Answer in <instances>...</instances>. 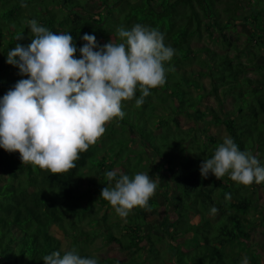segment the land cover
<instances>
[{
  "label": "trees",
  "instance_id": "1",
  "mask_svg": "<svg viewBox=\"0 0 264 264\" xmlns=\"http://www.w3.org/2000/svg\"><path fill=\"white\" fill-rule=\"evenodd\" d=\"M263 1L24 0L22 6L21 0H0V96L27 78L5 60L16 44L31 42L32 19L71 34L77 49L84 33L94 34L100 45L119 43L118 28L140 23L157 28L176 50L165 62V84L151 89L139 107L135 98L123 101L124 117L107 122L67 172L49 173L0 148V264H44V255L71 248L98 264H241L244 257L248 264H263L251 243L264 239V216L255 215L264 210L256 203L257 185L199 173L222 143L209 134L210 123L223 125L241 150L264 165ZM74 55L80 57L78 51ZM210 97L215 102L203 104ZM180 116L206 125L195 121V127L181 130ZM148 149L158 160L152 174L162 169L167 186L172 182L176 189L166 200L176 218L165 210L162 226H153L162 229L156 239L146 228L161 216L155 194L126 218L99 196L111 186L107 171L131 177L146 170ZM258 186L264 192V183ZM166 240L172 243L168 258L156 246ZM110 244L124 255L103 253Z\"/></svg>",
  "mask_w": 264,
  "mask_h": 264
},
{
  "label": "clouds",
  "instance_id": "2",
  "mask_svg": "<svg viewBox=\"0 0 264 264\" xmlns=\"http://www.w3.org/2000/svg\"><path fill=\"white\" fill-rule=\"evenodd\" d=\"M29 27L31 42L16 44L6 55L5 62L27 78L0 96V148L18 152L24 163L60 174L76 166L80 153L106 131L107 122L124 117L123 101L135 98L139 107L151 89L165 84V62L176 50L164 43L157 28L140 23L118 28L119 43L111 39L100 45L94 34L84 33L80 39L85 43L79 49L69 33L53 32L35 19ZM77 51L79 58L74 55ZM199 173L202 178L211 173L218 180L227 174L246 186L264 183V165L230 136H224L211 158L202 161ZM106 178L111 186H104L99 196L122 218L134 207H146L158 183L148 172L130 177L110 170ZM210 211L214 214L217 209ZM42 260L98 264L97 258L83 257L75 248L52 251ZM241 264H248L247 257Z\"/></svg>",
  "mask_w": 264,
  "mask_h": 264
},
{
  "label": "rangeland",
  "instance_id": "3",
  "mask_svg": "<svg viewBox=\"0 0 264 264\" xmlns=\"http://www.w3.org/2000/svg\"><path fill=\"white\" fill-rule=\"evenodd\" d=\"M264 2V1H263ZM238 28L243 29V27L238 26ZM243 38V36H242ZM204 82H206V86L208 85V80L206 78L203 79ZM208 88V86H207ZM161 89V88H160ZM161 95L164 96L166 95V90H162L161 89ZM208 102H215V100L210 97L209 100L205 101L203 104H208ZM130 112V110H129ZM130 114V113H129ZM142 120V117H141ZM180 129L181 130H187L190 127H195V121L191 120L190 118L186 117V116H180ZM143 121V120H142ZM201 120L198 119L197 124H199ZM200 123V126H204L206 124ZM208 132L209 134L215 136L218 139H223L224 136H228L227 132L225 131L223 125H216L213 123L208 124L207 126ZM157 133H159V131H156ZM198 136H202L201 134V130L200 132L198 131ZM149 160H146V164L149 165V167L146 170H143V172H148V175L150 177H153L154 179H156L158 181L157 183V188L155 191V198L158 200V203L160 204L161 208H160V213L161 216H156L154 219L150 220V224L146 227L147 230L150 231L151 233V238L152 239H156V237L158 235H162V229L155 227V229L153 228L154 225H158V226H162L161 224L164 223L166 217H165V210H167L169 212V217L171 218H176V215L173 213V209L172 206H170V204L167 203V199H173L174 196L176 195V189H175V185L171 182L168 186H167V182L169 183V180L164 177L165 176V171H163L162 169H160V173L161 175L155 177L152 174V170H153V166L151 165L152 162L155 160L156 163H158L157 158H155L154 154L152 153V151L150 149H148L146 151ZM177 155V154H176ZM132 164H135V161L132 160ZM166 167V164H163V168ZM253 185H257L258 187V192H257V205L259 206L258 208L260 209L261 207L264 208V192L262 191V189L258 186V184L253 183ZM171 192V193H170ZM168 206V207H167ZM168 208V209H167ZM256 216L262 217V215L264 216V210L259 212V213H255ZM195 219H197V217H195ZM167 239V237H165ZM169 240V239H167ZM165 241V244L161 242H157L156 246L159 248V250L165 251V257L168 258L169 254L171 252V246L172 243L169 241ZM260 240H254L251 241L252 246L257 247L259 252L262 253V260H263V264H264V239H263V243H260ZM171 243V244H170ZM143 245L145 247L148 246V242H143ZM185 246V245H184ZM186 247V246H185ZM184 248V247H182ZM145 250V249H144ZM103 253L105 254H109V255H115V254H119L120 256H123L124 254L118 253V247L115 244H110L108 246L105 247ZM149 264V263H147Z\"/></svg>",
  "mask_w": 264,
  "mask_h": 264
}]
</instances>
